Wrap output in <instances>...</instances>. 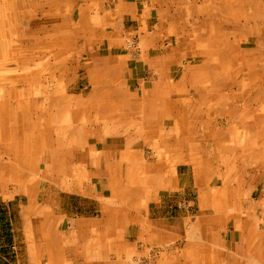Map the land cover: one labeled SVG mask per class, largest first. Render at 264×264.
Wrapping results in <instances>:
<instances>
[{
	"label": "crops",
	"instance_id": "crops-1",
	"mask_svg": "<svg viewBox=\"0 0 264 264\" xmlns=\"http://www.w3.org/2000/svg\"><path fill=\"white\" fill-rule=\"evenodd\" d=\"M30 6L43 16L38 31H47L46 15L53 20V39L39 44L64 42L86 55L91 96L75 106L89 109L83 126L121 124L124 133L114 136L125 150L114 145L104 156L132 161L96 170L112 190L108 198L40 201L31 189L18 262L264 264V0H0V23L30 30ZM132 37L136 50L126 48ZM63 55L51 59L79 62L77 53ZM66 68L62 76L73 65ZM147 143L153 160L143 163ZM115 172L124 184L111 178ZM190 175L209 212H168V196L186 194ZM243 221L246 236L220 234L224 222Z\"/></svg>",
	"mask_w": 264,
	"mask_h": 264
},
{
	"label": "rangeland",
	"instance_id": "rangeland-1",
	"mask_svg": "<svg viewBox=\"0 0 264 264\" xmlns=\"http://www.w3.org/2000/svg\"><path fill=\"white\" fill-rule=\"evenodd\" d=\"M29 11V22L26 21L25 23H32L33 31L31 30L29 34L33 36L32 39L41 38L40 41H37L43 42L46 35L48 38L53 39L55 31L52 30V27H54L52 18L46 15L45 28L47 31L42 29L39 32L37 25L39 22L43 23V16L38 13L37 7L30 6ZM0 12L4 14L1 7ZM8 14H11L10 20H12L14 13L9 12ZM13 20L15 23L19 21L18 24L21 25L20 19L14 18ZM4 22L0 23L3 29H5L6 25ZM15 23L13 25H17ZM11 31L5 29L0 32V166H4L3 169L0 167V216L2 217L0 223V264H21L18 260L21 259L22 248L25 247V244H23L25 238L23 236V221L21 217L24 209L29 208L30 200L35 198L34 195L29 196L31 189L38 191L36 198H39L40 201H43V199L46 201H64L70 198H82L84 194L107 198L112 196L111 188H103L102 185L107 184V180H102V175L96 171L97 168L95 166L92 167L93 170H87L89 171L88 173L81 171L71 174L69 171L65 173L54 172L53 170L45 172L43 168H46L47 161H56L58 163L57 161L61 160L66 162L67 166L71 165L69 162L71 161L72 164L78 162L84 166L85 163L93 160L94 165L96 163L103 164V166H112L117 170L125 164V161H132L130 160L131 157L124 158V161L123 159L120 160L115 153L114 156L112 153L111 157L104 156L114 145L115 152L117 150H125L123 145L118 148L120 139H116V136H114L124 133L121 124L95 125L93 127L83 126L82 124L83 122L80 118L90 117L89 109L86 110L82 106L75 108V106L77 102L91 96V84L85 77V68L83 66L86 65V55L80 54L79 46L75 48L62 42L57 47L40 43L38 46H22V48L18 45L19 40L14 39V49H12L9 47L10 45L5 47L3 43L6 40L1 39L2 35L4 37L7 32L9 36H12L10 34ZM13 32L15 35L18 33L20 35L21 32L25 33L22 28L13 29ZM65 33H67L65 30L59 32L62 37L67 36ZM14 38L16 37L14 36ZM135 38L132 37L129 40L127 49H137ZM22 51L24 52L22 57L26 60L25 62H20L19 59H16L18 57L17 54ZM61 52L64 54V58L69 57L71 53H77L79 62L64 61L60 63L59 58L58 62L51 59L54 54ZM11 57L14 60L7 61ZM45 57L47 60H45ZM61 64L64 69H67L66 67H69V65L71 67L73 65L70 75L66 76L65 72L64 76H62ZM28 66L29 72H27ZM23 71L24 73H22ZM56 71L59 76L54 78L53 74L54 72L56 74ZM39 72L43 77H40ZM18 76L22 77L18 79ZM95 99L100 100L101 95H97ZM42 106L46 107L43 113L41 112L42 109H40ZM101 111L99 109V114ZM96 113H98V110L95 109L94 114ZM106 134L112 135L106 136ZM145 145L141 147V159L143 163H149L153 160L152 148L148 143ZM45 153L46 156H43ZM241 159L243 158L241 157ZM112 176H119L122 184L126 181L123 173L115 172L114 175H111V178ZM190 176L191 184L189 189L185 191L186 194L182 195L175 191V194L168 196L172 197L174 201L173 204L172 202L168 203L173 205L167 208L168 212L172 210L173 214L181 215L183 210L189 209L191 216L209 212L210 207L202 205L201 202L203 192L195 190L193 177L192 175ZM219 178L220 174H218V180H220ZM117 181L118 179L114 178L111 183L117 185ZM185 195L191 201L190 204L186 200ZM248 208L246 206L239 207V213L244 217V214L249 213ZM217 211H220V208H217ZM8 217H12L13 221L6 222ZM234 224L224 222L220 234L225 236L228 232L227 236H229L231 231L234 232L236 230L239 233L244 232L245 236L247 235L249 227L246 228V226H249V223L245 221L242 223L238 222L236 223L238 228H235ZM13 225L16 227L14 233L12 231Z\"/></svg>",
	"mask_w": 264,
	"mask_h": 264
},
{
	"label": "bare ground",
	"instance_id": "bare-ground-1",
	"mask_svg": "<svg viewBox=\"0 0 264 264\" xmlns=\"http://www.w3.org/2000/svg\"><path fill=\"white\" fill-rule=\"evenodd\" d=\"M45 3V2H44ZM40 4V3H39ZM42 5V4H41ZM53 6V5H52ZM38 9V8H37ZM118 9V8H117ZM245 10V9H244ZM173 11H174V9H173ZM214 11V10H213ZM110 12V11H109ZM193 12V11H192ZM191 12V13H192ZM27 13H29V12H27ZM231 14V13H230ZM199 15V14H198ZM227 15V14H226ZM223 16V15H222ZM32 18V17H31ZM194 18V17H193ZM29 19V18H28ZM212 19H214V18H212ZM96 21H98V20H96ZM222 21V20H221ZM23 22V21H22ZM105 22V21H104ZM223 22V21H222ZM19 23V21L16 23V24H18ZM183 23V22H182ZM190 23V22H189ZM196 24V23H195ZM206 24V23H205ZM223 25H224V23H223ZM222 25V26H223ZM229 25V24H228ZM56 27V26H55ZM73 27V26H72ZM112 27V26H111ZM211 27H213V26H211ZM226 27H228V26H226ZM253 27V26H252ZM6 28V27H5ZM9 28V27H8ZM198 28V27H197ZM55 29V28H54ZM202 29V28H201ZM204 29V28H203ZM254 29V28H253ZM31 30L33 31V29L31 28L30 30L29 29H27L26 31H25V33L24 32H21L20 33V35H19V33L18 34H14V32H13V30L11 31V35L12 36H4L3 37V39L4 40H8V41H10L9 42V44H10V46L9 47H11L12 49H14L13 48V40L14 39H18L19 40V46H27V47H29V46H34V45H37L38 46V44H39V42L36 40V38L35 39H32L33 38V36H30V35H28L27 33L28 32H31ZM200 30V29H199ZM213 30V29H212ZM40 31V30H39ZM81 31V30H80ZM201 32H203L202 30H200ZM0 32H2V30H0ZM191 32V31H190ZM86 33V32H85ZM93 33V32H92ZM202 34V33H201ZM242 34V33H241ZM79 35V34H78ZM262 35V34H261ZM14 36L16 37V38H14ZM42 36V35H41ZM51 36V35H50ZM79 36H81V35H79ZM191 37H192V35H190ZM6 37V38H5ZM74 38V37H73ZM93 38V37H92ZM43 39V38H42ZM147 39V38H146ZM173 39H174V37H173ZM233 39V38H232ZM24 40H26V41H24ZM29 40H31V41H29ZM40 40H41V38H40ZM176 41V40H175ZM222 42V41H221ZM206 43V42H205ZM219 43V42H218ZM89 44V43H88ZM8 46V44H5V47H7ZM195 46V45H194ZM60 47V46H59ZM184 47V46H183ZM4 48V47H3ZM19 48V47H18ZM23 48V47H22ZM196 48V47H195ZM216 48V47H215ZM241 49V48H240ZM22 50V49H21ZM60 51V50H59ZM73 52V51H72ZM200 52V51H199ZM210 52V51H209ZM22 53H24L23 51L22 52H20V53H18L17 55H18V57L16 58V59H19V61L20 62H25L26 60H24V58L22 57ZM230 53V52H229ZM215 53H213V55H214ZM249 54V53H248ZM44 55H46L45 53H44ZM44 55H42V56H44ZM182 56V55H181ZM5 57V56H4ZM51 58V57H50ZM60 58V57H59ZM31 59V58H30ZM30 59H29V61H30ZM12 60H14L12 57L11 58H8V60L7 61H12ZM45 60H47V58L45 57ZM164 60V59H163ZM231 60V59H230ZM35 61V60H34ZM37 61V60H36ZM55 61V60H54ZM57 62H58V60H57ZM28 63V62H27ZM141 64V63H140ZM139 64V65H140ZM154 64V63H153ZM174 64V63H173ZM240 64V63H239ZM58 65V64H57ZM122 65V64H121ZM199 65V64H198ZM52 66V65H51ZM127 66V65H126ZM170 66V65H169ZM124 67V66H123ZM151 67V66H150ZM223 67V66H222ZM48 68H50V67H48ZM123 69V68H122ZM233 69V68H232ZM54 70V69H53ZM219 70V69H218ZM229 70V69H228ZM231 71V70H230ZM27 72H29V66H28V70H27ZM22 73H24V71L22 72ZM206 73V72H205ZM164 74V73H163ZM39 75H40V72H39ZM221 75V74H220ZM42 75H40V77H41ZM56 74H55V72H54V74H53V77L54 78H56ZM22 76H18L17 78L18 79H20ZM43 77V76H42ZM16 78V79H17ZM100 78V77H99ZM45 79V78H44ZM17 81V80H16ZM11 82V81H10ZM122 82V81H121ZM180 82V81H179ZM178 82V83H179ZM51 85V84H50ZM42 87H43V85H42ZM62 87V86H61ZM169 88V87H168ZM162 89V88H161ZM60 91V90H59ZM255 91V90H254ZM54 92V91H53ZM62 92V91H61ZM163 92H165V91H163ZM25 93V92H24ZM167 93V92H166ZM166 95V94H165ZM264 95V94H263ZM110 96V95H109ZM58 101V100H57ZM5 104V103H4ZM3 104V105H4ZM53 104V103H52ZM164 106V105H163ZM55 107V106H54ZM46 107H44V106H42L40 109H42L41 110V112L43 113L45 110ZM69 109V108H68ZM164 109V108H163ZM40 111V110H39ZM51 114V113H50ZM12 115V114H11ZM9 116V115H8ZM13 116H14V114H13ZM38 116H40V115H38ZM125 116V115H124ZM242 117V116H241ZM80 118V117H79ZM240 118V117H239ZM81 120H83V118H80ZM8 120H9V118H8ZM79 121V120H78ZM166 121V120H165ZM57 122H58V118H57ZM55 123V122H54ZM59 124V123H58ZM72 124V123H71ZM95 126V125H94ZM105 126V125H104ZM119 126V125H118ZM108 127V126H107ZM115 127V126H114ZM233 127V126H232ZM235 127V126H234ZM108 129V128H107ZM113 129V128H112ZM115 129V128H114ZM113 133V132H112ZM86 134V133H85ZM256 134V133H255ZM253 135V134H252ZM229 136V135H228ZM261 136V135H260ZM254 141V140H253ZM252 141V142H253ZM208 145V144H207ZM242 145V144H241ZM25 147V146H24ZM82 149H83V147H82ZM237 153V152H236ZM76 154V153H75ZM93 154V153H92ZM26 155V154H25ZM91 155V154H90ZM43 156H46V153L43 155ZM82 156V155H81ZM87 156V155H86ZM243 156V155H242ZM30 157V156H29ZM85 157V156H84ZM88 157V156H87ZM94 157V156H93ZM12 158V157H11ZM50 159V158H49ZM82 159V158H81ZM57 160V159H56ZM76 161V160H75ZM18 162V161H17ZM58 163H56V161H47V166H46V168L44 167L43 168V170L46 172V171H51V170H53L54 172L55 171H58V172H65V173H68V171H69V173L71 172V174H75V173H78V172H83V171H86V170H88L89 168H91V167H93V166H95L96 168H97V170H99V169H102V166H103V164L102 165H100V164H98V163H96V165H94L93 164V160L91 161V162H89V163H85L84 164V166L83 165H81V164H79L78 162H76L75 164H72V162L71 161H69L70 163H71V165H69V166H67L65 163L66 162H63V161H57ZM81 162V161H80ZM264 163V162H263ZM17 164V163H16ZM19 164V163H18ZM7 166V165H6ZM0 167H2V169L4 168V166H0ZM9 168H10V165H9ZM262 169V168H261ZM15 171V170H14ZM232 171V170H231ZM53 172V173H54ZM11 173H12V171H11ZM57 174V173H56ZM64 174V173H63ZM230 174V173H229ZM55 175V174H54ZM12 177V176H11ZM228 177V176H227ZM13 178V177H12ZM75 178V180H77V178L76 177H74ZM74 180V179H73ZM252 180V179H251ZM225 188V187H224ZM103 191V190H102ZM114 204V203H113ZM108 207V206H107ZM235 211V210H234ZM109 212V211H108ZM110 214V213H109ZM263 223V222H262ZM198 226V225H197ZM194 231V230H193ZM262 234V233H261ZM197 239V238H196ZM189 240V239H188ZM202 242V241H201ZM199 243V242H198ZM218 254V253H217ZM252 254V253H251Z\"/></svg>",
	"mask_w": 264,
	"mask_h": 264
}]
</instances>
